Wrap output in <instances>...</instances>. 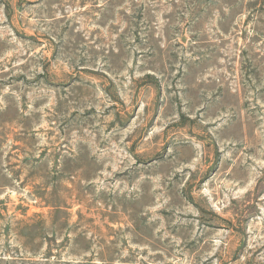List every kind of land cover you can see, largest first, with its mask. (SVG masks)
Wrapping results in <instances>:
<instances>
[{"label":"rangeland","instance_id":"374dc122","mask_svg":"<svg viewBox=\"0 0 264 264\" xmlns=\"http://www.w3.org/2000/svg\"><path fill=\"white\" fill-rule=\"evenodd\" d=\"M0 264H264V0H0Z\"/></svg>","mask_w":264,"mask_h":264}]
</instances>
